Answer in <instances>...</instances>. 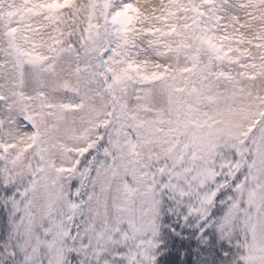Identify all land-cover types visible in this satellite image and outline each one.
Instances as JSON below:
<instances>
[{
    "label": "snow or ice",
    "instance_id": "obj_1",
    "mask_svg": "<svg viewBox=\"0 0 264 264\" xmlns=\"http://www.w3.org/2000/svg\"><path fill=\"white\" fill-rule=\"evenodd\" d=\"M0 264H264V0H0Z\"/></svg>",
    "mask_w": 264,
    "mask_h": 264
}]
</instances>
